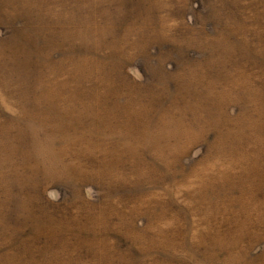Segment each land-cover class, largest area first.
Segmentation results:
<instances>
[{
    "label": "rangeland",
    "instance_id": "1",
    "mask_svg": "<svg viewBox=\"0 0 264 264\" xmlns=\"http://www.w3.org/2000/svg\"><path fill=\"white\" fill-rule=\"evenodd\" d=\"M0 264H264V0H0Z\"/></svg>",
    "mask_w": 264,
    "mask_h": 264
},
{
    "label": "trees",
    "instance_id": "2",
    "mask_svg": "<svg viewBox=\"0 0 264 264\" xmlns=\"http://www.w3.org/2000/svg\"><path fill=\"white\" fill-rule=\"evenodd\" d=\"M124 15H125V20L126 21L129 20V21L133 22V18L131 17V14L129 12H125ZM95 18H99V17H95ZM101 198H103V195H101L99 192H97L95 195H93L92 199L89 200L88 202L91 201V203L92 204H95V206H96V204L101 200ZM41 202H43L44 204H48L49 206H52L51 204H53V203H49L45 198L43 200H41ZM68 202H71V197L66 196V197H63L57 203H58V206L60 208H64L65 211H70V208L69 207L72 206V205L71 204H68ZM52 207H55V206H52ZM51 211H52V209H51ZM30 227H34V226L29 225V226L26 227V230H25L24 234L22 235V238L23 239H25L26 236L31 237V235H29V234H32L33 236L34 235H38V237L39 236H42L43 238L46 237V232L42 228H41V231H39L37 233H34L32 229L29 230Z\"/></svg>",
    "mask_w": 264,
    "mask_h": 264
}]
</instances>
